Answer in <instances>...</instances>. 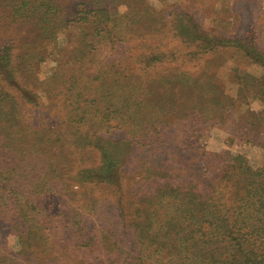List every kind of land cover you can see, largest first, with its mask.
Instances as JSON below:
<instances>
[{"label":"trees","instance_id":"trees-1","mask_svg":"<svg viewBox=\"0 0 264 264\" xmlns=\"http://www.w3.org/2000/svg\"><path fill=\"white\" fill-rule=\"evenodd\" d=\"M3 22L29 25L43 42L53 45L47 53L22 46L13 62L12 47L0 45V235L17 236L14 251L0 247V264H43L46 255L57 251L47 243L39 251L31 240L43 241L47 237L43 226L48 228L53 222L49 216L61 211L50 213L42 200L45 203L50 194L63 195L73 184L118 186L125 151L132 143L142 147L147 140L159 141L149 135L164 125L165 116H175V88L190 98L196 92L189 105L203 111L207 103L214 116L231 108L235 100L220 93L205 71L193 77L178 67L163 69L169 54L157 44L140 47L134 58L120 55L111 60L131 34H163L165 19L148 0H0ZM66 30L71 34L59 44L58 34ZM182 36L183 43L194 46L188 53L191 60L221 44H232L261 66L260 76L239 71L235 76L239 98L250 88L253 98L264 104V52L252 42L208 37L196 27H185ZM47 59L52 69L40 79L38 64ZM14 73L20 76L18 83ZM40 99L43 121L40 117L36 122L23 109L28 103L38 105ZM44 109L52 113L45 120ZM249 127L264 130V110L250 114ZM111 130H123L129 140L99 137ZM81 150L86 154L79 156ZM223 153L224 163L211 180L230 186L228 204L219 205L215 196L186 183L174 185L168 173L151 169L150 162L136 167L144 179L161 180L153 194L142 198L130 223L141 232L134 236L133 246L146 252L114 254L110 262L145 264L144 259H152L156 264L165 256L157 254L159 249L172 247L173 264H264V166L255 169L242 155ZM82 216L76 210L65 221L63 214V222L56 224L62 235L56 234L53 244L67 240L72 249L89 246L92 236L83 229Z\"/></svg>","mask_w":264,"mask_h":264},{"label":"rangeland","instance_id":"rangeland-1","mask_svg":"<svg viewBox=\"0 0 264 264\" xmlns=\"http://www.w3.org/2000/svg\"><path fill=\"white\" fill-rule=\"evenodd\" d=\"M148 1L165 19L163 34L161 37H149L145 33H139L140 36L131 34L126 42L117 47L111 60L119 59L120 55L134 58L135 53L141 51L140 47L153 48L157 44L169 54L164 58L163 69L178 67L193 77H201L205 71L206 75L214 78V83L219 86L218 91L235 101L231 108L223 109L214 116L206 107L207 103H204V110H200L201 112L197 110L198 105H189V100L197 96L196 92L190 98L189 94H183L175 88L172 92L175 116H165L162 119L164 125L157 127L149 135V138H158L159 141L150 143L147 140V144L142 147L132 143L130 150L127 153L125 151V162L121 167L118 186L73 184L67 192H62L63 195L50 194L52 199L49 197L45 203L42 200L43 206L50 208V213L61 211L56 217L46 214L50 215L48 221L51 219L53 222L48 223V228L43 226V232L47 235L43 241L31 240L33 247L39 251L43 249L40 246L44 243L48 244L47 247L51 246L52 252L54 249L57 251L52 253L53 256L46 255L43 264H115L116 262H110L114 254H145L146 249L133 246V241H136L134 236L141 232L130 226V223L144 202L142 198L153 194L161 180L144 179L136 168L143 162H150L151 169L168 173L174 185L186 183L200 193L212 194L219 205L229 203L226 195L230 186L213 183L211 178L215 177L224 163V151L242 155L252 168L264 166V130L255 131L249 127L250 114L264 110V104L253 98V90L250 88L244 89L240 101L235 76L238 71L260 76L263 68L252 63L241 51L231 46L232 44H221L216 50L202 53L191 60L188 53L194 50V46L187 41H181L185 27H196L208 37L232 40L237 44L252 42L260 52H264V0ZM68 33L71 34L66 30L58 34L59 44L64 43ZM40 39L38 32L29 25L0 23V45L7 43L12 47V62L14 56L22 53L19 51L22 46L29 48L33 45L36 50L45 53L52 49L51 43ZM52 66L50 59L40 62L37 67L38 77L43 79L50 73ZM136 68L141 70L142 65L137 64ZM14 77L18 83L20 76L14 73ZM184 108L186 110L183 112H187V115L182 114ZM23 110L30 119L40 122L39 118L42 117L43 121V99L39 100L38 105L26 104ZM48 113L44 109V120L52 116L51 112ZM99 137L112 141L129 140L123 130L100 133ZM85 154L81 150L78 155ZM97 154L95 152V156ZM76 210L83 215V229L92 236L89 246L81 245L80 249H72V242L67 240H59L54 245V241L62 235V230L56 229L57 222H63V214L67 221L70 213ZM67 229H70L69 226ZM56 234L59 236L56 237ZM7 235L8 233L0 235V247L2 251H14L17 247V236ZM158 253L165 256L161 258L162 262L158 261L156 264H166L176 250L167 247L159 249ZM172 257L169 259L170 264H173ZM31 258L34 259L35 255ZM143 262L152 264V259H144Z\"/></svg>","mask_w":264,"mask_h":264}]
</instances>
